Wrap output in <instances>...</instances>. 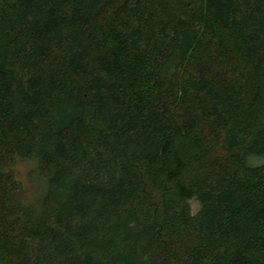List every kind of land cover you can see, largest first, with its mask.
Returning <instances> with one entry per match:
<instances>
[{
  "label": "trees",
  "instance_id": "trees-1",
  "mask_svg": "<svg viewBox=\"0 0 264 264\" xmlns=\"http://www.w3.org/2000/svg\"><path fill=\"white\" fill-rule=\"evenodd\" d=\"M0 264H264V0H0Z\"/></svg>",
  "mask_w": 264,
  "mask_h": 264
},
{
  "label": "rangeland",
  "instance_id": "rangeland-1",
  "mask_svg": "<svg viewBox=\"0 0 264 264\" xmlns=\"http://www.w3.org/2000/svg\"><path fill=\"white\" fill-rule=\"evenodd\" d=\"M33 168V163L25 162L20 163L16 167L15 171L17 173L18 179L20 180L23 186L21 199L27 203L36 200L35 198H37L39 194V188L37 187V184L33 183V181L31 180L32 178L30 177V172ZM191 206L194 212H197L200 209V205L196 200L191 201Z\"/></svg>",
  "mask_w": 264,
  "mask_h": 264
}]
</instances>
